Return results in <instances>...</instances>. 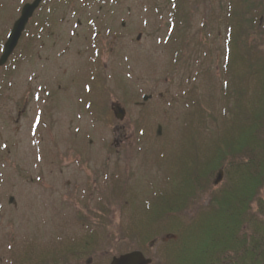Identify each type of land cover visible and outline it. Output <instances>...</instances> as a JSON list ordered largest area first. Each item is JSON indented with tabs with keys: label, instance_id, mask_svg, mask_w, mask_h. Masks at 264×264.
I'll return each instance as SVG.
<instances>
[{
	"label": "rangeland",
	"instance_id": "374dc122",
	"mask_svg": "<svg viewBox=\"0 0 264 264\" xmlns=\"http://www.w3.org/2000/svg\"><path fill=\"white\" fill-rule=\"evenodd\" d=\"M31 1L0 0V55ZM257 1L258 18L264 0ZM235 3L43 0L0 67V264H22L38 253L50 260L64 252L62 243L88 237L96 246L62 264H108L135 250L166 264V253L178 252L179 230L202 215L226 177L213 187V174L185 211L147 229L146 241L139 223L148 220L160 188L173 190L179 169L170 161L185 140L199 165L228 126L234 100L223 89L240 87L246 99L254 89L249 69L224 68ZM240 20L247 29L240 40L259 42L264 56V21L251 30ZM144 96L151 99L141 106ZM115 105L126 112L121 122ZM192 118L200 134L187 137ZM259 198L262 207L253 202L251 214L264 222V187ZM168 234L175 243L164 239Z\"/></svg>",
	"mask_w": 264,
	"mask_h": 264
},
{
	"label": "trees",
	"instance_id": "16d2710c",
	"mask_svg": "<svg viewBox=\"0 0 264 264\" xmlns=\"http://www.w3.org/2000/svg\"><path fill=\"white\" fill-rule=\"evenodd\" d=\"M257 2L236 0L235 21L231 17L235 25L230 41L226 43L224 66L225 69H249L251 76L255 77L250 97L246 99V92L240 87L223 89L224 96L234 100L232 106L226 109L230 114L225 115L228 126L210 143L211 150L207 149L199 165L190 153L189 140H185L181 151L170 161L174 168L179 169L170 179L173 190L160 191L156 203L150 206L149 211L146 210L148 220H140L138 232L146 241L147 229L159 221L164 222L168 215L185 211L197 193L210 185L211 176L218 170L224 171L226 187L218 193H211L207 209L198 219L191 220L181 230V226L176 228L171 223L172 229L180 231V242L184 245L177 249V253L172 249L166 253V264H264V222L257 221L251 214L253 202L262 207L259 194L264 187V56H258L259 42L249 46L247 41L240 40L247 35L240 17L251 30L264 21V13L258 18L254 13ZM234 81L240 83L241 78ZM193 108H196L197 116L199 105ZM197 126L200 124L197 123ZM195 127L192 118L184 135L200 134ZM246 225L253 229L246 232ZM130 231L136 233L135 229ZM171 243H175L173 239Z\"/></svg>",
	"mask_w": 264,
	"mask_h": 264
},
{
	"label": "water",
	"instance_id": "95a60500",
	"mask_svg": "<svg viewBox=\"0 0 264 264\" xmlns=\"http://www.w3.org/2000/svg\"><path fill=\"white\" fill-rule=\"evenodd\" d=\"M41 0H34L31 4H26L20 13V17L13 24L10 35L4 44L3 52L0 57V66H3L8 58L11 56L14 51L17 43L22 35V32L25 29L29 19L32 17L34 11L39 6ZM140 37L137 38L139 40ZM150 97H144L143 102H146ZM114 116L118 121H122L125 116V111L119 107H116L114 110ZM161 133V128L158 127L157 134ZM222 180V172H219L213 182L214 185H217ZM150 259H146L140 252L134 251L111 260L110 264H151Z\"/></svg>",
	"mask_w": 264,
	"mask_h": 264
},
{
	"label": "flooded vegetation",
	"instance_id": "af4514ba",
	"mask_svg": "<svg viewBox=\"0 0 264 264\" xmlns=\"http://www.w3.org/2000/svg\"><path fill=\"white\" fill-rule=\"evenodd\" d=\"M54 11V10H53ZM67 246H63V250H67L68 253L66 254V257H60L58 259H34V260H30L27 261L25 258L22 259V264H62V263H68L66 261H68V258H73V255L69 252L71 251L73 248H70L68 246V244H65ZM71 245V244H70ZM30 262V263H29Z\"/></svg>",
	"mask_w": 264,
	"mask_h": 264
}]
</instances>
